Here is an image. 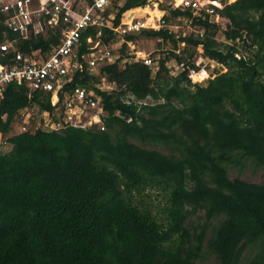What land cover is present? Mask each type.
<instances>
[{"label": "trees", "instance_id": "trees-1", "mask_svg": "<svg viewBox=\"0 0 264 264\" xmlns=\"http://www.w3.org/2000/svg\"><path fill=\"white\" fill-rule=\"evenodd\" d=\"M71 1L82 9L93 0ZM147 2L112 0L108 23L117 27L125 12ZM218 15L194 19L202 36L175 38L166 29L127 35L117 60L103 62L98 75L83 63L55 105L52 92L6 86L0 134L10 149L0 151V264H264V0H235ZM97 31L81 33L79 60ZM137 36L171 39L156 71L139 61L120 65ZM99 41L114 55L110 29ZM5 42L12 47L0 64L10 65L15 53L47 58L60 35L46 28L25 38L1 27ZM171 59L181 67L177 75ZM198 59L225 71L195 84L189 75L201 70ZM101 77L116 88L101 90ZM76 87L100 98L99 124L33 130L29 123L16 131L25 111L58 121L65 93ZM246 171L260 172L261 181L240 179Z\"/></svg>", "mask_w": 264, "mask_h": 264}, {"label": "built area", "instance_id": "built-area-1", "mask_svg": "<svg viewBox=\"0 0 264 264\" xmlns=\"http://www.w3.org/2000/svg\"><path fill=\"white\" fill-rule=\"evenodd\" d=\"M143 8L129 10L122 15L120 24L112 27L109 19L113 15H105V11L111 6L112 0H93L91 4L76 9L71 0H0V28L20 33L25 38L29 33L43 34L46 28L53 32L59 31L60 43L47 58L37 60L34 57H26L15 53L12 64H0V97L7 85L11 83H24L30 91L52 92V104L58 102V92L70 82L77 71H82L83 63L89 74H95L96 68L105 63H112L114 57L110 50L100 45L99 38L102 29L108 28L113 32L115 41L125 42L127 35H138L143 30L166 29L172 33L170 19L174 18L183 24L191 26L194 19L206 17L219 19L218 11L223 9L232 0H147ZM163 4L162 7L160 5ZM152 5L160 12L157 21L138 18L136 12ZM160 8V9H159ZM178 11L177 17L172 12ZM165 18H168L166 20ZM64 25V28L61 26ZM88 28H97V41L89 48V52L83 54L79 60L77 55L80 47L81 33ZM199 36L202 32L196 31ZM88 44L92 39L88 38ZM131 46L128 53L129 59L123 61H139L155 71L158 69L157 59L150 54L135 49ZM12 47L11 42L0 44V54H4ZM116 58H118L116 56ZM114 62V61H113ZM195 74L196 72H193ZM192 79V75H189ZM102 90V89H101ZM100 98L85 88L76 87L72 92L65 93L58 112V121H49L45 127L53 130L72 126L86 128L100 123L102 115ZM25 115V112L23 113ZM22 114V115H23ZM49 117V114L44 113ZM27 118V117H26ZM27 120V119H26ZM27 124V121H25ZM26 127L22 126L25 131ZM103 129V128H102Z\"/></svg>", "mask_w": 264, "mask_h": 264}, {"label": "rangeland", "instance_id": "rangeland-1", "mask_svg": "<svg viewBox=\"0 0 264 264\" xmlns=\"http://www.w3.org/2000/svg\"><path fill=\"white\" fill-rule=\"evenodd\" d=\"M235 1V0H233ZM120 3L123 2V0H119ZM83 5V4H82ZM79 6V4L76 6L77 8H81L82 7ZM163 4L160 5V7H162ZM160 9V8H159ZM136 16L138 18H141L143 20H145L146 18H151L150 21H157V17L160 16V12L157 11V8H154L152 5H150V7H146L143 10H139L136 13ZM221 25V29H225L226 26V21L225 20H219L218 22ZM169 24L171 25V31L172 33H174L176 35L175 38H177L178 36H185L188 35L191 32H196L197 29L195 27L188 26L186 24H183L182 22L172 18L169 21ZM217 38L219 40H224L222 32H220L217 36ZM171 39H167V40H161V39H148L144 36H137V39L132 43L135 47V49H139L142 50L148 54L151 55L152 58L154 59H159L160 57L164 56V53L166 50H170L173 48V44L170 41ZM130 43V42H129ZM122 46V43L120 41H117L116 43H114V45L112 46V52L114 53V57H112L111 61L113 63V61L117 60L116 56H120V48ZM181 46H183L182 44L178 43L177 44V48L176 49H180ZM127 51L128 53L131 50V46L127 45ZM36 59L37 60H42V56H40L39 54L36 53ZM124 63V61L122 60L120 62V65H122ZM198 64L200 63L202 65V68L200 71L196 72L195 74H193L192 72H190V75H192V82L195 84H203L207 79H209L210 77L214 76L216 73L218 72H224L225 69L224 67H222L220 64L214 62V61H209L207 59H198ZM170 72L172 75H177V73L180 72L181 67H179L177 65V63L171 59L168 61L167 63ZM155 71V69H154ZM153 71V72H154ZM95 74L98 75L99 74V69L96 68L95 70ZM97 87H99L100 89H102L103 91H110L112 92L116 86L112 83H109L105 77H101L100 81L96 84ZM24 113V112H23ZM27 117V118H26ZM27 119V120H26ZM51 120L50 116L48 117L46 114L40 115L38 116L36 114V111L34 110H30V111H25V115L23 114L20 117V122L15 126L16 127V131L20 132L23 131L22 130V126L25 124V121H27V128L30 127L33 130L35 128H45L46 124H49V121ZM10 149V146L6 145V144H2L1 139H0V151L6 152ZM231 178H235L237 177L236 173H231L230 174ZM240 179L246 181V182H251V183H258L261 181L262 177H261V173H255L252 174L249 171L244 172L241 176ZM206 264H214L213 260L210 259V261H208Z\"/></svg>", "mask_w": 264, "mask_h": 264}, {"label": "crops", "instance_id": "crops-1", "mask_svg": "<svg viewBox=\"0 0 264 264\" xmlns=\"http://www.w3.org/2000/svg\"><path fill=\"white\" fill-rule=\"evenodd\" d=\"M0 139H1V134H0Z\"/></svg>", "mask_w": 264, "mask_h": 264}]
</instances>
